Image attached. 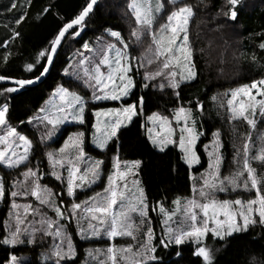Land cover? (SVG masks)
<instances>
[{
	"label": "snow or ice",
	"instance_id": "1",
	"mask_svg": "<svg viewBox=\"0 0 264 264\" xmlns=\"http://www.w3.org/2000/svg\"><path fill=\"white\" fill-rule=\"evenodd\" d=\"M96 6L98 0H84L78 12L62 18L46 46L26 64L25 71L31 75L15 76L10 70L13 48L24 40L23 25L31 19L33 0L0 5V15L12 14L0 39V203L7 208L0 218V247L6 253L0 264H25L16 249L36 245L38 237L41 242L51 241L45 264H168L173 254L178 259L172 264H219L220 248L209 245V239L231 246L240 234L257 225L264 228V135L257 145L251 131L257 128L258 116L264 123V76L225 94L232 131L239 135V122L249 129L241 147H234L235 170L223 174L225 144L217 129L210 143L203 145L207 167L198 177H190L189 195L174 198L170 207L164 201L150 205L139 179L144 161L122 158V130L143 117L141 127L154 149L165 154L170 148L178 149L179 159L190 170L201 165L198 144L205 133L198 116L203 115L204 104L189 100V106L177 103L169 115L156 111L145 116L147 94L142 90H171L175 102L183 101L182 86L199 76L191 23L205 13L209 32L222 34L229 22L235 31L245 0H127L128 35L104 27L94 41L82 42L65 62L61 82L43 105L26 108V119L16 116L18 96L50 73L63 44L81 36ZM53 8L50 3L41 14ZM252 39L264 58V31ZM136 47L143 49L139 55ZM229 47L226 40L222 44L209 40L201 54L215 55L224 63ZM105 101L114 106H101ZM69 122L80 127L60 146L38 154L36 144L48 147V141ZM29 125L35 126V132L28 130ZM89 149L99 155L113 153L110 167L106 159L91 156ZM102 176L106 182L98 184ZM54 182H59L55 185L59 192L49 186ZM89 191L92 195L79 199ZM156 224L162 225L159 236ZM75 236L105 246L85 249L81 260ZM118 239L131 242L120 244ZM168 249L166 257L163 252ZM256 261L253 257L249 264Z\"/></svg>",
	"mask_w": 264,
	"mask_h": 264
},
{
	"label": "trees",
	"instance_id": "2",
	"mask_svg": "<svg viewBox=\"0 0 264 264\" xmlns=\"http://www.w3.org/2000/svg\"><path fill=\"white\" fill-rule=\"evenodd\" d=\"M195 2V0H193ZM55 4L49 13L41 14V10L49 5ZM84 0H33V7L30 10L31 19L23 25L24 38L33 43L35 49L32 50L26 46L23 41H17L13 48V57L10 62V70L18 68L23 76L31 75L25 71L27 63L35 57L36 52L46 46V41L51 38L53 33L61 24L62 18H70L74 13L78 12ZM127 0H100L95 8V14L91 22L81 33L80 37L75 40L66 41L62 50L59 52V59L55 63V67L51 69L49 76L39 86L25 91L23 96L17 98L16 116L26 119L23 115L26 108L35 110L43 105L44 101L49 98V94L57 82H61V70L66 66L65 62L72 56L73 52L81 46L82 42L94 41L99 36L104 27H114L115 30H121L127 36L129 27L128 21L124 18ZM246 8L240 18V24L236 26L235 31L229 26L221 33H213L208 31L206 25V14L201 13L191 23V35L194 47V62L197 64L199 76L196 81L190 85L182 86L181 95L183 101L175 102V97L171 94V90L161 93L156 88L142 90L147 94V104L145 116L152 112L162 111L165 115H169L171 110L177 103L188 105V101L193 103L201 101L204 104V113L200 118L202 124L201 129L205 133L201 142L198 144L201 153L202 165L196 169H188L187 165L179 159V151L176 148H170L165 153H160L152 147L147 141L144 134V118L136 120L128 129L122 130V141L124 150L122 158L124 159H142L144 161L143 170L140 173V180L148 197L150 205L156 204L158 201H164L166 205L171 206L170 202L176 197L188 196L190 186L192 184L191 176L205 170L207 167V156L203 152V145L210 143L212 132L219 129L222 133V139L225 144L224 148V171L226 169H234L235 167V148L242 145V137L249 131L248 127L243 123H237L239 135L232 131V123L228 120V112L226 102L228 97L225 95L230 90L250 83L253 79H259L264 76V58L261 57V51L255 48L252 39L253 34L264 31V0H245ZM12 17V14H10ZM6 29L0 25V39L4 38ZM199 33V38H197ZM223 43L227 41L230 46L226 61L219 63L215 55L211 58L202 56L201 49L208 48V42ZM258 43V41H255ZM216 47V43L213 44ZM2 51V49H0ZM143 51L142 48L136 47L135 54L139 55ZM253 54L256 59L253 60ZM140 94V90H137ZM213 96L217 99L214 101ZM225 106H221V105ZM101 106L111 107L114 102L101 103ZM31 115V112L28 113ZM18 123V121H16ZM80 126H73L67 131H76ZM28 130L35 132V126H27ZM252 131L253 140L257 133L264 135V123H259L257 128ZM34 139L38 141L39 133H36ZM259 144L260 140H254ZM62 139L48 143L50 149L60 146ZM89 143V141H88ZM36 151L42 154L46 151L45 145L37 143ZM90 155L106 159L109 162L113 153L107 155H99L98 150L91 151ZM39 159V155L37 157ZM37 160H32V164H36ZM255 166V165H254ZM107 170V169H106ZM229 173V172H227ZM3 172H0L2 175ZM50 180V178H47ZM59 182L50 183V187H54L56 192L60 191V187L55 185ZM90 192V191H89ZM88 193V192H87ZM85 193L79 197L80 200L85 198ZM92 195V193H91ZM7 208L4 204L0 205V218L6 216ZM151 216L156 217L154 212ZM155 225V229L157 228ZM70 231L74 232L71 227ZM160 230L157 228L159 236ZM75 242L79 245L81 260H83V250L95 247L96 243L81 241L78 236L74 237ZM118 243H124L118 240ZM209 245L220 248L217 255L220 257L219 264H249L253 257L257 258L256 264H260V257L264 254V228L259 225L250 229L247 234H240L237 238L232 239L228 246L224 242L217 244L213 239L208 240ZM51 241L46 239L41 242L37 238L36 245H21L16 249L15 254L25 262V264H45L44 255L48 251ZM11 251V250H9ZM171 249L164 250L163 254L167 257V253ZM5 250L0 247V259L5 255ZM178 259L174 254L168 258V264Z\"/></svg>",
	"mask_w": 264,
	"mask_h": 264
},
{
	"label": "rangeland",
	"instance_id": "3",
	"mask_svg": "<svg viewBox=\"0 0 264 264\" xmlns=\"http://www.w3.org/2000/svg\"><path fill=\"white\" fill-rule=\"evenodd\" d=\"M8 3V0H0V5H4V4H7ZM12 20V17L10 16V13L9 14H5V15H0V25H2V26H4L5 24H7V23H10V21ZM23 42L26 44V46L27 47H29L30 49H32V50H34L35 49V47H34V45H33V43H31V42H29L28 40H26L25 38H24V40H23ZM11 72H12V74L13 75H15V76H23L22 75V73L18 70V68H13V69H11ZM90 94V93H89ZM259 98V97H258ZM101 103H107V101H105V102H101ZM198 120L200 121V118H198ZM257 120H258V122H259V120H260V118H259V116L257 117ZM73 126H78V125H76V124H74V123H71V122H69V123H67V124H65V125H62L61 126V130H60V132L59 133H57V135L55 136V137H53V139L51 140V141H48V143H51V142H54V141H57V140H59V139H62V142H63V139H65L66 138V136L68 135V134H70V133H72V132H74V131H67L69 128H71V127H73ZM201 131H203L202 129H200ZM262 134H260V133H257L256 135H255V137H254V140H260V136H261ZM203 138V136L201 137V139ZM62 142H61V144H62ZM60 144V145H61ZM89 144H90V134H89ZM208 144V143H207ZM50 147H52V145L51 146H48V147H45V149H46V151L47 150H51L50 149ZM58 147V146H57ZM56 148V147H55ZM52 149H54V148H52ZM167 151V150H166ZM92 156V155H91ZM201 165H202V163H201ZM201 165H197V166H195L193 169H196V168H199ZM235 170V167H234V169H232V168H230V169H226V172L224 171V166H223V169H222V171H223V174L224 175H228L229 173H227V172H230V171H234ZM259 170V169H258ZM107 171V170H106ZM204 171V170H203ZM203 171H200V172H198V173H193V175L192 176H199V174L201 173V172H203ZM139 179H140V177H139ZM102 182H106V176H102V178H101V181L100 182H98V184H100V183H102ZM93 187H95V189H96V191H99L100 190V188L99 187H96V186H93ZM91 193L92 192H88V193H85L84 194V196H86V195H91ZM223 195L224 194H221V196L223 197ZM83 199H85V198H82V200ZM0 205H1V203H0ZM154 214H156L155 212H154ZM71 227H73L74 228V231H75V227H76V225H75V222H72V225H71ZM161 227H162V225H157V228L160 230V232H161ZM157 228L155 229L156 230V233H157ZM160 232H159V235H160ZM157 235H158V233H157ZM78 238H79V236H78ZM80 239V238H79ZM119 240V239H118ZM120 240H122V242H124V243H120V244H125V243H130L131 241H129V240H123V239H120ZM82 241V240H81ZM105 245L102 243V242H96V246L95 247H104ZM90 248H92V247H90ZM87 249V248H86ZM85 250V249H84ZM84 250L82 251L83 253H84Z\"/></svg>",
	"mask_w": 264,
	"mask_h": 264
},
{
	"label": "water",
	"instance_id": "4",
	"mask_svg": "<svg viewBox=\"0 0 264 264\" xmlns=\"http://www.w3.org/2000/svg\"><path fill=\"white\" fill-rule=\"evenodd\" d=\"M99 2H100V0H98V4H99ZM50 72H51V70H50ZM49 74L46 77L43 78L42 82L38 83L37 85L30 86V88H34V87H37V86L41 85L46 80V78L49 76Z\"/></svg>",
	"mask_w": 264,
	"mask_h": 264
}]
</instances>
